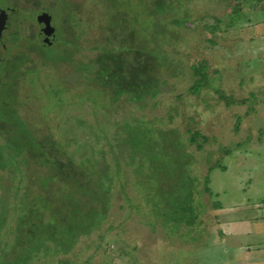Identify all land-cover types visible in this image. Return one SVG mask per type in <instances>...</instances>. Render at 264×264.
<instances>
[{
    "label": "rangeland",
    "instance_id": "374dc122",
    "mask_svg": "<svg viewBox=\"0 0 264 264\" xmlns=\"http://www.w3.org/2000/svg\"><path fill=\"white\" fill-rule=\"evenodd\" d=\"M82 1L86 0H1L4 7L16 12L7 23L10 31L5 33V53L0 48V58L5 61L0 65V83L5 76L4 82L7 76H18L14 71L20 70L19 67L28 61L26 67L36 69V76L32 77L38 84L45 83L42 85L44 88L50 86L47 79L53 75L54 86L63 80L70 87V92L77 93L81 88L76 84L79 76H88L90 83L95 77V72L81 75L79 69L83 65L89 68L98 55L95 49L101 51L103 46L109 45L103 43V39L107 36L106 22L111 24L114 12L118 18L114 20L115 24H124L128 31H135L136 40L141 38L138 43L146 40L153 0H110L103 8L99 2L97 6L89 0L87 4L93 9L91 15L87 8L82 12L74 9ZM182 7L181 11L162 17L167 19L163 23L173 38L170 47L165 49L173 61L163 71L164 76H159L166 79L168 85L161 88L163 94L157 109L150 104L135 112L133 107L130 115L134 114L142 121H150L157 116L168 122L169 129L176 130L182 138L188 137V132H198L206 139L199 159L189 168L190 174L196 178L195 184L201 183L199 190H204L192 189L194 197L188 205H192L191 219L196 218L197 221L187 226L188 219L181 211L175 209L173 214L167 213L164 200L171 198L170 182H161L164 186L156 194L143 192L147 187L136 185V181L148 182L138 176L148 172L140 164L142 168L139 171L138 161H125L130 157V153L125 151L117 160L121 164L118 170L123 181L120 184L113 179L105 197L111 198V207L106 217L105 213L99 216L106 220L105 223L88 238L79 240L68 258L70 260L83 263L92 257L87 264H157L160 260L168 263L174 258L176 262L185 264L192 255L194 243H205L209 232H213L212 224L218 219L219 222L235 221L227 229L240 233L238 247L252 245L256 248L254 246L261 243L264 248V3L184 0ZM37 12H45L41 15L51 19L55 28L51 46L38 40L36 21L40 14L36 16ZM71 13L78 15L76 19L80 25L77 33L67 23ZM182 20L184 22L179 23ZM173 21L178 25L172 27ZM65 55H70L71 60L60 62ZM123 65L125 67V63ZM124 67L116 65L113 71L119 83L129 89L134 85V74L139 70L132 66L125 70ZM194 68L204 69L202 73L209 85L197 95L188 93L197 79L193 75ZM179 71L183 78L170 77L171 72ZM39 73L40 76L37 75ZM25 81L27 83L31 78ZM141 84L147 87L145 81ZM124 99L127 102L128 98ZM67 100L72 101L68 109L77 114L78 99H71L69 95ZM125 102H121L120 109L126 106ZM22 111L35 138L42 139L39 131L45 128L38 129L36 113L29 107ZM170 113L174 119L168 121L166 117ZM98 115V122H103L102 115ZM121 117L126 118V111H121ZM65 122V130L74 124L70 120ZM52 133L55 130L49 131ZM100 163H97L99 167L102 166ZM104 165L97 169L102 171ZM184 165L183 160L176 164L172 181L175 180L178 188L172 195L184 189L179 185L182 175L187 173ZM116 171V164L109 160V173ZM1 177L5 187H10L8 175L2 173ZM96 199L94 205L101 204ZM262 250H256L249 256L252 259L249 264H264L260 259L264 255ZM220 260L225 261V258L219 252H213L197 256L196 264H219Z\"/></svg>",
    "mask_w": 264,
    "mask_h": 264
},
{
    "label": "trees",
    "instance_id": "16d2710c",
    "mask_svg": "<svg viewBox=\"0 0 264 264\" xmlns=\"http://www.w3.org/2000/svg\"><path fill=\"white\" fill-rule=\"evenodd\" d=\"M87 1H82L74 9L82 12L87 8L91 15L93 9ZM109 1L93 0L92 3L97 6L100 3L103 8ZM183 2L153 0L152 17L147 23L148 33L142 43H138L141 38L136 40L135 31H128L124 24H115L114 20L118 18L115 12L111 14L113 19H110L111 24L106 22L107 36L103 39V43L109 45L100 48L101 51L95 49L97 58L89 68L83 65L79 69L81 75L95 72V77L91 79L94 84L89 82L88 76H79L76 84L81 88L77 93L70 92V87L63 80L54 86L53 75L47 79L50 86L44 88L42 85L45 83L38 84L36 78L32 77L36 76V69L26 67L28 61L19 67L20 70L14 71L18 76H7L6 82L4 77L0 83L3 85L0 86V264H87L92 257L83 263L68 258L81 238H88L105 223L106 220H101L99 216L105 213L106 217L111 207V198L105 197L109 194L113 179L120 184L123 181L118 170L121 164L117 160L125 151L130 153L125 161H138V165L148 172L138 175L148 182L141 179L136 181V185L147 187L143 192L156 194L164 186L161 182H170L171 198L164 200L167 213L173 214L175 209L181 211L183 217L188 219L187 226L197 221L196 218L191 219L192 205H188L193 201L194 189L200 191L198 186L201 183L195 184L196 178L190 174L189 168L199 159L206 139L198 132H188V137L182 138L176 130L169 129L168 122L157 116L150 121H142L134 114L130 115L133 107L135 112L150 104L157 109L160 95L163 94L161 88L168 85L167 80L159 76H164L163 71L173 61L165 50L170 47L173 38L163 23L167 19L162 17L181 11ZM245 2L263 4L264 0ZM88 13L84 15L89 16ZM77 16L71 13L67 19L75 33L80 25ZM176 25L177 22H171L172 27ZM75 39L79 40L77 37ZM208 42L213 44L212 41ZM65 60H71L70 55H65L59 61ZM116 65L123 66L125 70L130 66L138 68L139 73L134 74V85L129 89L116 79L113 71ZM203 70L193 69L197 79L188 89L189 94L197 95L209 87ZM180 71L171 72L170 77L183 78ZM37 75L40 76V73ZM28 78L31 81L26 83ZM143 81L147 85L145 88L141 84ZM69 95L71 99H78L77 114L68 109L72 106L69 103L72 101L67 100ZM124 98H128L127 102ZM121 102L126 104L123 109L119 108ZM36 106L39 108L34 109ZM26 107L36 113L38 129L45 128L39 131L45 142L35 138L26 122L22 111ZM121 111H126V118L121 117ZM98 114L103 117L101 123L98 122ZM172 119V114H167L166 120ZM66 120L74 121V124L65 130L63 125ZM50 129L55 133L49 134ZM109 160L117 167V171L111 174ZM180 160H183L187 172L179 183L184 189L172 195L174 189L178 188L175 180L172 181V174H175L174 169ZM98 162H101V167L97 165ZM103 165L102 171L97 169ZM130 165L132 163L127 166ZM162 171H165L164 177ZM2 173L8 175L10 187H5ZM95 198L101 204L94 205Z\"/></svg>",
    "mask_w": 264,
    "mask_h": 264
},
{
    "label": "crops",
    "instance_id": "0c3cea01",
    "mask_svg": "<svg viewBox=\"0 0 264 264\" xmlns=\"http://www.w3.org/2000/svg\"><path fill=\"white\" fill-rule=\"evenodd\" d=\"M234 222L235 221L219 222V219L218 221L215 220L214 224H212L214 225L213 232H209V234L207 235V239H205V243H201L198 245L197 242L194 243L192 255L191 257H188V259H186L185 264H196L197 256L208 255L213 252H219L225 258V261L221 262L220 260L219 264L252 263V259L249 256L256 250L263 251L262 249L264 248H262L263 246L261 245V243L256 244L254 246L256 248H253L252 245L238 247L240 244V241L238 240V238L240 237V233H236L233 230L227 229V227ZM230 236L233 237L231 238V240L228 239ZM230 253L232 254L230 255ZM260 259H262L261 261H264V255L260 257ZM159 262L161 264H182V262H176L174 258H172V260L168 263L164 260L163 263L161 262V260ZM159 262H157V264H159Z\"/></svg>",
    "mask_w": 264,
    "mask_h": 264
},
{
    "label": "flooded vegetation",
    "instance_id": "af4514ba",
    "mask_svg": "<svg viewBox=\"0 0 264 264\" xmlns=\"http://www.w3.org/2000/svg\"><path fill=\"white\" fill-rule=\"evenodd\" d=\"M15 12L16 11H10L6 7H4V4L0 0V15H1V21H3V24L1 25V29H0V48L3 49L4 53L6 49V45H5L6 43L4 40L7 38L5 37L6 35L5 33H8L10 31V30L8 31L10 27H9V24L7 23L11 22L12 20L11 18L13 17L12 14ZM38 14H40V16L37 18V21H36L37 27H38V34H37L38 40H40V42L46 46H51L52 44L51 42L55 35V28L52 25L51 19L48 18L47 20L45 15H41V14H46L45 12H41V13L37 12L36 16H38ZM7 25H8V29H7ZM4 62L5 61L2 62V58H0V65L1 63H4Z\"/></svg>",
    "mask_w": 264,
    "mask_h": 264
},
{
    "label": "water",
    "instance_id": "95a60500",
    "mask_svg": "<svg viewBox=\"0 0 264 264\" xmlns=\"http://www.w3.org/2000/svg\"><path fill=\"white\" fill-rule=\"evenodd\" d=\"M48 20V18H47ZM3 24V21H1V15H0V29H1V25Z\"/></svg>",
    "mask_w": 264,
    "mask_h": 264
}]
</instances>
